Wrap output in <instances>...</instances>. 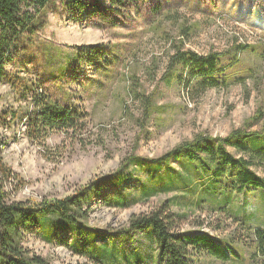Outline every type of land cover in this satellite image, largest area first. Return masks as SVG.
<instances>
[{"label":"rangeland","instance_id":"obj_1","mask_svg":"<svg viewBox=\"0 0 264 264\" xmlns=\"http://www.w3.org/2000/svg\"><path fill=\"white\" fill-rule=\"evenodd\" d=\"M99 1L109 5V0ZM134 4L117 21L106 23L95 15L64 10L57 1L33 48L8 63L6 76L0 80V133L6 140L3 161L15 175L10 186L15 200L63 198L112 173L130 155L158 158L201 133L226 137L249 122L248 131H264V115L259 113H264V0H137ZM240 43L248 47L240 52V63L228 67L233 83L227 87L200 88L189 82L191 78L180 79L188 74L181 68L172 83L161 80L180 44L199 54L229 49L222 59L228 65L234 58L233 45ZM93 45L104 50L102 59L82 58ZM76 51L81 52L80 60L74 70L65 72L68 55ZM155 90L160 107L143 120L135 92L147 95ZM42 94L82 106L89 114L86 130L76 136L55 132L43 142L29 138L26 126L35 112L33 100ZM228 149L236 157L243 155L233 147ZM258 162L254 160L252 168L264 177V161ZM172 167L179 169L174 160ZM130 170L135 174L123 191L138 193L147 173L133 166ZM174 183L185 186L181 177ZM195 184L193 195L162 193L126 209L96 199L89 224L115 234L127 228L133 214L151 212L177 198L170 210L178 216V230L203 229L230 238L244 259L223 262L200 254L195 264H258L253 231L242 224L264 228L261 189L248 190L246 208L251 218L245 221L243 214L236 220L214 208L201 193L203 182ZM243 197V192L235 195L233 205L238 212L245 208ZM65 236L70 245L48 244L36 234H27L25 245L52 264H98L74 250L70 233ZM113 237L107 235L106 241ZM104 242L98 240V245ZM118 253L132 264H137V256L146 259L145 264H157L149 257L156 258L157 248L142 233L134 241L126 240L123 253Z\"/></svg>","mask_w":264,"mask_h":264},{"label":"trees","instance_id":"obj_2","mask_svg":"<svg viewBox=\"0 0 264 264\" xmlns=\"http://www.w3.org/2000/svg\"><path fill=\"white\" fill-rule=\"evenodd\" d=\"M57 1L62 3L64 10L79 16L95 15L106 23H114L119 15L131 11L136 6L134 3H137V0H109V5H103L99 0H0V80L5 78L7 65L15 55L33 48L35 40L48 23L50 9ZM126 19L124 17L122 20ZM246 47V44H234V58L228 65H223L222 59L230 53L229 49L199 54L185 50L180 44L176 46V54L171 57L161 80L172 83L179 77L181 68L182 72L188 74L187 77L180 76V79L191 78L189 82L197 83L200 88L227 87L233 83L227 74L228 67L240 63L238 56ZM87 48L89 51H86L85 56L79 51L68 55L69 65L63 70H74L81 56L89 61L93 60V56L102 59L104 50L100 45ZM235 81L243 82L242 79ZM135 95L141 100L143 120L150 119L160 107L155 101L156 90L147 95L136 91ZM33 104L35 112L29 115L26 126L29 138L43 142L55 132L67 135L73 133L76 136L87 128L89 114L82 106L65 103L51 94L37 95ZM259 113L260 116L264 115L263 112ZM1 121L0 118V126ZM249 125L250 122L245 128L232 131L226 137L198 134L158 158L130 155L115 171L95 178L78 192L39 202L15 200L12 197L10 186L15 175L3 161L6 140L0 133V264H52L25 245L27 234H36L48 244L70 245L65 233H70L74 250L98 264H132L118 252L121 250L123 253L124 242L134 241L135 235L140 233L145 234L156 246V258L149 257L157 260V264H195L194 259L200 254L223 262L243 261L230 238H220L203 229L178 230V216L170 210L177 198L168 200L151 212L133 214L127 228L115 234L91 226L89 222L96 199L114 208L126 209L147 203L150 198L162 193L193 195L197 191V181L203 182L201 193L210 199L214 208L226 211L236 220L239 214H243L245 221L251 218L247 216L250 214H247L246 208L249 204L248 190L261 189L260 195L264 197V177L252 168L254 160L259 161V164L264 161V131H248ZM229 147L243 155L234 156ZM172 160L177 162L178 170L172 167ZM131 166L147 173V178L139 185L138 193L123 191L135 174L130 170ZM179 177L184 180L185 186L174 183ZM246 186L255 188H244ZM237 192L244 194L242 200L245 208L241 212L233 205ZM242 225L253 231L256 241L254 257H260L258 264H264V228L248 227L247 222ZM121 233L128 237H123ZM107 235L115 237L106 241ZM98 240L105 242L98 245ZM117 241L119 246L116 245ZM137 257V264L146 263L142 256Z\"/></svg>","mask_w":264,"mask_h":264}]
</instances>
